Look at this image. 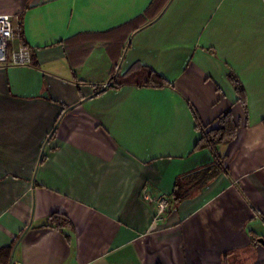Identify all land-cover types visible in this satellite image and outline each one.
<instances>
[{
    "label": "crops",
    "instance_id": "0c3cea01",
    "mask_svg": "<svg viewBox=\"0 0 264 264\" xmlns=\"http://www.w3.org/2000/svg\"><path fill=\"white\" fill-rule=\"evenodd\" d=\"M1 14L34 58L0 68V264H264V0H0ZM149 70L169 86L109 83ZM228 111V171L212 177L196 118L218 128ZM199 171L167 216L143 201Z\"/></svg>",
    "mask_w": 264,
    "mask_h": 264
},
{
    "label": "trees",
    "instance_id": "16d2710c",
    "mask_svg": "<svg viewBox=\"0 0 264 264\" xmlns=\"http://www.w3.org/2000/svg\"><path fill=\"white\" fill-rule=\"evenodd\" d=\"M20 31L22 34L21 25H20ZM23 43L25 47L30 49V47L26 44L25 41H23ZM33 58H34V54H33ZM231 80L235 83V86L240 94L242 92L241 89L239 88L240 84L238 85V81L232 76H231ZM109 83L114 84V89H120L121 87L125 85H130V84L132 85L134 84L139 88H144V87L145 88H164V87L169 86V82L163 76H161L160 74H158L157 72L153 70H149L147 76L143 78L142 80L127 79L121 83L117 81V77L115 76L114 78L111 79ZM109 89H112V87H110ZM109 89L106 88L104 91H102V93ZM217 121L220 124L218 128L208 129L199 122L198 118H196V122H197L196 130L200 133V139L197 142L194 150L195 151L208 150L212 154L214 160L216 161L215 162L216 171L213 172L212 169L208 170L209 172H211L210 176L212 177H216L219 173H222V171L220 172L221 167H222V162H221L222 157L220 156L218 152V147L220 145L231 143L236 133L235 121L233 119L232 114L229 111L225 112L222 116H220ZM208 171H205V172L199 171L196 173V175L194 174L189 178H179L177 180L175 184L174 192L172 194V197L174 198V202L176 206L180 204L182 201H184L187 197H189L188 196L189 192L188 193L182 192L183 186L184 185L187 186V183L191 185L192 180L197 181V179L198 180L202 179L201 177L203 175L207 176ZM225 173H227V171ZM203 181H206V180H203ZM194 185H197V184H194ZM51 222L57 227L70 226V222L68 220H66L65 218H61L58 215H53L51 217ZM12 249L13 247H9L6 250V253H5L6 257L9 256L10 251ZM0 261L2 262V252H0ZM3 264H7V262H4Z\"/></svg>",
    "mask_w": 264,
    "mask_h": 264
},
{
    "label": "built area",
    "instance_id": "2783aa9c",
    "mask_svg": "<svg viewBox=\"0 0 264 264\" xmlns=\"http://www.w3.org/2000/svg\"><path fill=\"white\" fill-rule=\"evenodd\" d=\"M33 55L22 42L20 27L15 18L9 14L0 15V68L32 65ZM108 85L106 86V88ZM167 196L155 198L150 192L143 191L142 199L147 204L156 205L159 213L169 210L171 202Z\"/></svg>",
    "mask_w": 264,
    "mask_h": 264
},
{
    "label": "rangeland",
    "instance_id": "374dc122",
    "mask_svg": "<svg viewBox=\"0 0 264 264\" xmlns=\"http://www.w3.org/2000/svg\"><path fill=\"white\" fill-rule=\"evenodd\" d=\"M123 81H121V83H122ZM110 88V85L108 84V87H107V89H109ZM221 157H222V159H221V162H222V167H221V170H220V172L222 171V172H226V171H228V165H227V163L225 162V158L222 156V155H220ZM213 157V156H212ZM215 160H214V158L211 160V163L208 165V169H212V171L213 172H215L216 171V166H215ZM202 178V177H201ZM192 183H191V185L189 184V183H187V186H183V188H182V192H186V193H188L189 192V195L191 194V192H195V190L197 189H200V187L201 186H203V183L205 182V181H203V179H197V181H194V180H192L191 181ZM185 183H186V181H185ZM184 184V183H183ZM194 184H197V185H194ZM188 195V196H189ZM161 196H163L164 197V195H156V196H154L156 199L157 198H159V197H161ZM166 198H168L169 200H170V202H171V205H170V207H169V210H167V211H165V212H162V214L161 213H159L161 216H167L168 215V213L173 209V208H175L176 207V204H175V202H174V198L171 196V197H166ZM156 211H157V213L159 212L158 211V209L156 208Z\"/></svg>",
    "mask_w": 264,
    "mask_h": 264
},
{
    "label": "water",
    "instance_id": "95a60500",
    "mask_svg": "<svg viewBox=\"0 0 264 264\" xmlns=\"http://www.w3.org/2000/svg\"><path fill=\"white\" fill-rule=\"evenodd\" d=\"M114 88V84L111 85Z\"/></svg>",
    "mask_w": 264,
    "mask_h": 264
}]
</instances>
